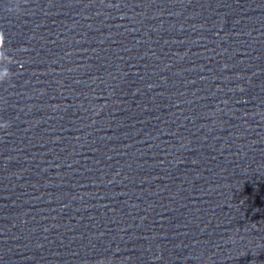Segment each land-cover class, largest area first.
<instances>
[{
	"label": "clouds",
	"instance_id": "1",
	"mask_svg": "<svg viewBox=\"0 0 264 264\" xmlns=\"http://www.w3.org/2000/svg\"><path fill=\"white\" fill-rule=\"evenodd\" d=\"M9 13H18L21 11L19 3L9 7ZM7 37L3 30H0V84L10 81L14 73L10 69V65L16 63V59L9 55L10 49L6 47ZM11 127V123L7 120H0V130H7ZM101 264H106V261H101Z\"/></svg>",
	"mask_w": 264,
	"mask_h": 264
}]
</instances>
